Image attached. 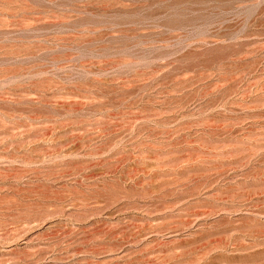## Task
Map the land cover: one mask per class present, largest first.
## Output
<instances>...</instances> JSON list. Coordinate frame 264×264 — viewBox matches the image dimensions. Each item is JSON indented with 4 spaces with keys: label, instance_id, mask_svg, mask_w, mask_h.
Here are the masks:
<instances>
[{
    "label": "rangeland",
    "instance_id": "374dc122",
    "mask_svg": "<svg viewBox=\"0 0 264 264\" xmlns=\"http://www.w3.org/2000/svg\"><path fill=\"white\" fill-rule=\"evenodd\" d=\"M0 264H264V0H0Z\"/></svg>",
    "mask_w": 264,
    "mask_h": 264
}]
</instances>
